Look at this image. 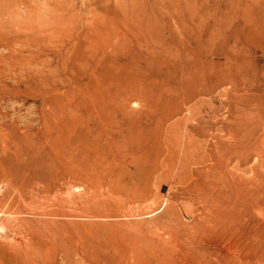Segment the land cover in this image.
I'll return each mask as SVG.
<instances>
[{
  "label": "rangeland",
  "instance_id": "1",
  "mask_svg": "<svg viewBox=\"0 0 264 264\" xmlns=\"http://www.w3.org/2000/svg\"><path fill=\"white\" fill-rule=\"evenodd\" d=\"M0 264H264V0H0Z\"/></svg>",
  "mask_w": 264,
  "mask_h": 264
},
{
  "label": "bare ground",
  "instance_id": "2",
  "mask_svg": "<svg viewBox=\"0 0 264 264\" xmlns=\"http://www.w3.org/2000/svg\"><path fill=\"white\" fill-rule=\"evenodd\" d=\"M216 124V123H215ZM231 130H232V128H231ZM262 132H263V130H262ZM233 134V133H232ZM230 135H231V133H230ZM237 135V134H236ZM248 136H250V135H248ZM230 137V136H229ZM231 137H232V135H231ZM240 138H242V137H240ZM230 139V138H229ZM236 139V138H235ZM246 139V138H245ZM228 140V139H227ZM242 140H243V138H242ZM246 141V140H245ZM229 142H231V141H229ZM259 149V148H258ZM263 149V148H262ZM218 150V149H217ZM259 151V150H258ZM245 152V151H244ZM46 211V210H45ZM55 214V213H54ZM54 216H56V215H54ZM59 216V215H58ZM62 216V215H61ZM60 216V217H61ZM64 216V215H63ZM45 218V217H44ZM48 218V217H47ZM248 219V218H247ZM57 220V219H56ZM56 220H53V219H51V220H49V221H47V224H48V226L49 225H51L50 227L52 228V227H54L53 229H54V231H56L57 232V234H56V236L58 235V233L59 232H61V229H60V227L62 226V225H60L59 224V222L58 221H56ZM65 220V219H64ZM69 221V220H68ZM68 224H69V222H67ZM132 223H134V224H136L137 226H139V220H134ZM73 225V224H72ZM71 225V226H72ZM244 229V228H243ZM246 230V229H245ZM244 230V231H245ZM50 231V230H49ZM56 236H54L55 238H59V236L58 237H56ZM131 237V236H130ZM132 238V237H131ZM138 240V239H137ZM19 245V244H18ZM17 245V246H18ZM247 250V249H246ZM241 261V260H240ZM242 263V262H241Z\"/></svg>",
  "mask_w": 264,
  "mask_h": 264
}]
</instances>
